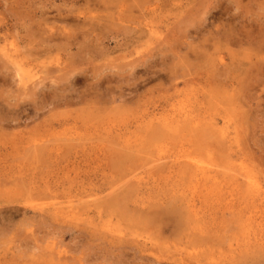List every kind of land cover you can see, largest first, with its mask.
Instances as JSON below:
<instances>
[{
	"label": "rangeland",
	"instance_id": "374dc122",
	"mask_svg": "<svg viewBox=\"0 0 264 264\" xmlns=\"http://www.w3.org/2000/svg\"><path fill=\"white\" fill-rule=\"evenodd\" d=\"M155 263L264 264V0H0V264Z\"/></svg>",
	"mask_w": 264,
	"mask_h": 264
},
{
	"label": "bare ground",
	"instance_id": "6f19581e",
	"mask_svg": "<svg viewBox=\"0 0 264 264\" xmlns=\"http://www.w3.org/2000/svg\"><path fill=\"white\" fill-rule=\"evenodd\" d=\"M145 23V22H144ZM150 23V22H149ZM153 25V24H152ZM3 53V52H2ZM23 60V59H22ZM15 64V63H14ZM22 64V63H21ZM153 68V67H152ZM12 75V74H11ZM75 81V80H74ZM252 81V80H251ZM2 82V81H1ZM69 83V82H68ZM27 86V85H26ZM43 93V92H42ZM66 102V101H65ZM210 112V111H209ZM196 115V114H195ZM190 116V115H189ZM186 118H187V116H186ZM184 120V119H183ZM165 121V120H164ZM181 121V120H180ZM196 121V120H195ZM170 122V121H169ZM183 122V121H182ZM171 123V122H170ZM179 126V125H178ZM183 126V125H182ZM161 129V128H160ZM153 130H155V129H153ZM157 130V129H156ZM160 131V130H159ZM166 131V130H165ZM70 144V143H69ZM75 145V144H74ZM193 164V163H192ZM200 166V165H199ZM199 168V167H198ZM198 170V169H197ZM197 170H195V171H197ZM192 172V171H191ZM198 172V171H197ZM200 172V171H199ZM198 172V173H199ZM251 172V171H250ZM195 173V172H194ZM210 173V172H209ZM186 176V175H185ZM243 176V175H242ZM250 176V175H249ZM195 177V176H194ZM198 177V176H197ZM196 177V178H197ZM202 177V176H201ZM130 179V178H129ZM129 179H127V180H129ZM206 180H207V178H206ZM251 180V179H250ZM217 181H220V180H217ZM16 185V184H15ZM215 186H216V184H214ZM24 186V185H23ZM23 189V188H22ZM127 189V188H126ZM243 189V188H242ZM245 189V188H244ZM212 190V189H211ZM263 190V189H262ZM216 191V190H215ZM113 192V191H112ZM130 192V191H129ZM111 193V192H110ZM254 194V193H253ZM216 195V194H215ZM94 196V195H93ZM112 196V195H111ZM114 197H115V194H114ZM237 197V196H236ZM96 198V197H95ZM100 199V198H99ZM81 200H82V198H81ZM70 201V200H69ZM113 201V200H112ZM60 202V201H59ZM58 202V203H59ZM71 202V201H70ZM114 202H115V200H114ZM72 203V202H71ZM117 203V202H116ZM115 203V206L116 205H118V204H116ZM120 204V203H119ZM118 206H120V205H118ZM123 207V206H122ZM181 207V206H180ZM62 208V207H61ZM89 208V207H88ZM117 208V207H116ZM119 209H121L120 207H118ZM127 208V207H126ZM181 209V208H180ZM127 212V211H126ZM1 213H3V212H1ZM9 214V213H8ZM114 214V213H113ZM143 215V214H142ZM145 215H147V214H145ZM56 216V215H55ZM69 216V215H68ZM159 216V215H158ZM118 217V216H117ZM143 217V216H142ZM152 217H154L153 215L152 216H150L149 218H152ZM120 219H121V217H119ZM131 218V217H130ZM149 218H148V216L146 217V221H147V219L149 220ZM49 219V218H48ZM156 219V218H155ZM182 219V218H181ZM142 220V219H141ZM70 221V220H69ZM125 221V220H124ZM150 221V220H149ZM63 223V222H62ZM146 223H150V222H146ZM160 223V222H159ZM92 225V224H91ZM144 225V224H143ZM110 227V226H109ZM194 228V227H193ZM105 229V228H104ZM113 229V228H112ZM111 230V229H110ZM100 234V233H99ZM103 237V236H102ZM101 237V238H102ZM119 239V238H118ZM136 240V239H135ZM136 242V241H135ZM130 245V244H129ZM156 245V244H155ZM105 246V245H104ZM140 250V249H139ZM153 251V250H152ZM112 252V251H111ZM110 252V253H111ZM150 257V256H149ZM172 258V257H171ZM140 259V258H139ZM156 264V263H155Z\"/></svg>",
	"mask_w": 264,
	"mask_h": 264
}]
</instances>
